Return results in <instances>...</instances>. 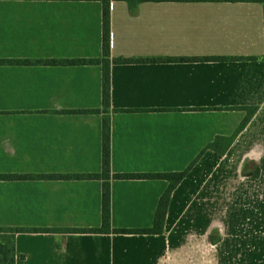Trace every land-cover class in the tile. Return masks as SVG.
Masks as SVG:
<instances>
[{"label":"crops","instance_id":"obj_1","mask_svg":"<svg viewBox=\"0 0 264 264\" xmlns=\"http://www.w3.org/2000/svg\"><path fill=\"white\" fill-rule=\"evenodd\" d=\"M103 56L101 0H0V174L35 176L0 179V228L102 227V177L49 175L102 173L103 65L45 61ZM117 57L212 58L111 63V229L152 227L169 185L116 175L180 172L196 161L172 194L165 233L18 232L17 264H256L250 247L264 239V225L253 224L264 213L262 3L145 1L132 10L113 0ZM255 105L225 154L200 156L236 133L246 116L239 107ZM89 109L99 111H79Z\"/></svg>","mask_w":264,"mask_h":264},{"label":"trees","instance_id":"obj_2","mask_svg":"<svg viewBox=\"0 0 264 264\" xmlns=\"http://www.w3.org/2000/svg\"><path fill=\"white\" fill-rule=\"evenodd\" d=\"M103 2V58L97 59H67V60H48L46 63L50 64H102L103 65V164L101 174H66V175H49L50 178H62V179H83V178H100L104 179L103 184V217L102 227L97 229H78V230H58L61 232H116V233H133V234H163L165 233L166 218L172 199V194L182 180L188 175L190 169L194 166L195 162L191 164L187 169L180 172H159V173H125L116 175L119 178L125 179H165L169 181L168 188L161 196L158 203L154 222L152 227L140 228V229H111V217H112V192H111V118L109 111L111 108V63H132V62H156V61H194V60H210L212 58L199 59L198 57H181V58H130V57H117L113 60L111 57V4L113 0H101ZM129 3L130 8L135 9L139 3L145 1H246V2H260L264 9V0H124ZM243 58V57H242ZM248 59H254L255 57H247ZM221 59V58H215ZM226 59V58H225ZM241 59V58H240ZM246 111V116L241 125L237 129L236 133L230 137L218 136L213 142H211L200 154V156L207 150L212 149L220 154H225L239 135V133L248 125L255 114L259 110V106H242L239 107ZM81 112H98L97 109L79 110ZM199 156V157H200ZM261 169L256 166L252 172V176L259 177ZM23 178H35L34 175H15V174H0V179H23ZM57 230H22V229H6L0 228V264H17L16 258V234L18 232H58ZM211 237V236H210ZM213 240V239H212ZM215 241V240H214ZM24 257V255L22 256Z\"/></svg>","mask_w":264,"mask_h":264},{"label":"rangeland","instance_id":"obj_3","mask_svg":"<svg viewBox=\"0 0 264 264\" xmlns=\"http://www.w3.org/2000/svg\"><path fill=\"white\" fill-rule=\"evenodd\" d=\"M262 210L263 209L260 208V210L258 212H256V214H255L257 216V218L255 219L256 222L253 223L255 227H258V228H256L258 231H261L259 228L263 229V225H264V224H261V220H260V219L264 218V213L261 212ZM256 238H258L257 243L256 244L252 243L250 248L256 250L255 260L258 261V262H256V264H264V262L262 263V261L264 260V258L262 256H264V254L261 252L262 249L264 251V239L262 240L261 239L262 236L259 234L256 236ZM209 264H215V262H210ZM234 264H241V263L236 262Z\"/></svg>","mask_w":264,"mask_h":264}]
</instances>
